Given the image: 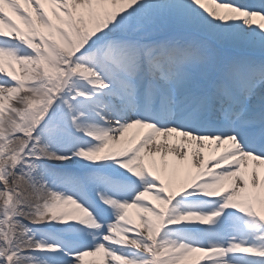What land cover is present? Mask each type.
Wrapping results in <instances>:
<instances>
[{"label":"snow or ice","instance_id":"obj_1","mask_svg":"<svg viewBox=\"0 0 264 264\" xmlns=\"http://www.w3.org/2000/svg\"><path fill=\"white\" fill-rule=\"evenodd\" d=\"M0 264H264V0H0Z\"/></svg>","mask_w":264,"mask_h":264}]
</instances>
